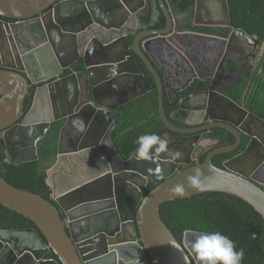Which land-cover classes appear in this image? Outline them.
Listing matches in <instances>:
<instances>
[{
	"label": "water",
	"instance_id": "1",
	"mask_svg": "<svg viewBox=\"0 0 264 264\" xmlns=\"http://www.w3.org/2000/svg\"><path fill=\"white\" fill-rule=\"evenodd\" d=\"M224 2V24L230 29L226 36L196 31L195 27L205 24L199 0L187 13L196 16L189 28L178 26L179 17L169 0H0V139L5 143L6 160L11 164L38 160L39 141L53 122L64 120L56 158L65 153L71 160L74 154L101 150L102 141H107L117 161L105 158L107 170L92 176L81 171L78 159L80 167L69 165V172L58 180L48 170L47 184L56 204L13 186L0 173V203L37 226L0 227L1 264H59L58 260L62 264H201L191 241L206 232L187 231L180 242L164 222L160 207L166 201L205 192L238 196L264 218V182L257 177V169L249 172L241 167L264 157L259 156L264 151L259 134L264 119L252 111L257 83L241 101L231 98L224 88L242 69L239 66L232 75L221 63L229 82L216 87L217 75L200 77L206 87L181 99L180 107L189 110L184 102L201 95L207 105H212L213 98L226 100L239 113L210 117L206 108L201 112L205 124L181 128L166 115V80L149 54L151 40L167 37L170 41L174 35L193 32L221 37L227 46L243 40L237 45L242 53L253 55L259 46L264 53L263 39L231 26ZM163 17L165 27L154 28ZM62 53L73 57L66 60ZM135 54L153 79L141 72ZM77 61L79 67L74 68ZM154 88L164 124L156 135L167 141L166 152H153L148 160L136 159V153L123 159L110 137L116 125L115 110ZM29 96L31 106L25 110ZM197 109L190 112L189 125L195 124L191 119L198 115ZM74 121H82L84 130ZM249 122L254 130L249 129ZM70 127L77 130L75 140L63 151V134ZM215 128L232 134L236 142L217 146L202 162L192 164V142L187 135L198 140L201 131ZM243 134L251 138L244 151L225 160L222 167L216 166L214 156L236 150ZM177 152L181 153L178 158ZM151 180L155 183L150 185ZM145 189L150 190L143 196Z\"/></svg>",
	"mask_w": 264,
	"mask_h": 264
},
{
	"label": "trees",
	"instance_id": "2",
	"mask_svg": "<svg viewBox=\"0 0 264 264\" xmlns=\"http://www.w3.org/2000/svg\"><path fill=\"white\" fill-rule=\"evenodd\" d=\"M176 15L189 13L195 0H169ZM230 24L234 28H241L249 35H258L264 39V0H227ZM10 20V19H8ZM165 18L155 26L163 28ZM189 23L180 28H189ZM196 31L226 36L230 29L223 27H195ZM132 40V38L130 39ZM141 72L152 77L144 62L138 55H134ZM79 65V63H78ZM76 66L78 68L79 66ZM229 70L234 73L238 66L230 61ZM70 72L67 70L65 74ZM161 77L164 73L159 69ZM154 82V80H153ZM207 82L195 80L187 88L175 94L168 92L164 87V108L169 120L181 128H189L187 123L189 111L180 107V101L195 90L203 89ZM245 88V80L240 77L232 82L224 92L231 98L239 101ZM34 88L31 89L33 91ZM32 98H26L25 110L31 106ZM264 114V81L262 82L254 103ZM116 125L111 132V141L123 159L130 158L136 153L139 145L137 139L141 135H152L164 129L159 115V101L157 88L127 101L116 110ZM64 120L51 124L45 136L39 141L37 151L38 160H30L19 164H11L6 160L4 141L0 139V173L13 186L38 193L46 199L52 200V189L47 184V168L55 160L58 137ZM233 142V139L230 140ZM246 145V142L244 143ZM244 146L241 148V150ZM204 154L199 162L205 158ZM233 156V153L219 154L214 157L213 163L222 167V163ZM193 162L192 164H195ZM190 164V165H192ZM183 169V168H180ZM150 189H145V196ZM54 204L56 202L52 200ZM161 216L176 238L183 242L187 231L212 233L219 231L235 242L236 250L244 249V258L241 264H263L264 262V218L242 198L223 192H205L190 197L177 198L164 202L160 207ZM0 226L9 228L33 227L36 224L23 214H20L0 203ZM58 260V257L55 256ZM59 264H62L58 260ZM153 263V262H152Z\"/></svg>",
	"mask_w": 264,
	"mask_h": 264
},
{
	"label": "flooded vegetation",
	"instance_id": "3",
	"mask_svg": "<svg viewBox=\"0 0 264 264\" xmlns=\"http://www.w3.org/2000/svg\"><path fill=\"white\" fill-rule=\"evenodd\" d=\"M207 9L209 10V8ZM203 20L205 24L200 25V27H214L215 23H217V20L215 19L214 15L211 12H207V13L205 12V14H203ZM157 24H155V26ZM177 24L179 27L184 25L182 23L179 24L178 21H177ZM155 26L153 27L155 28ZM234 44H235V41H233L232 43H230L229 46H227L228 44L223 42L222 45L216 47L215 50L211 49V51L207 52L208 53L207 57L204 60L203 74L204 75H211V74L217 75L216 76V87H221V85H226L229 82V79L225 77L226 73H222L221 63L224 64L226 68L228 69V71L230 72L229 63L230 61H234L238 66V70L234 73L230 72V74L232 75L236 74L239 71V66L242 69V74L234 77L230 82L231 83L235 82L240 77L244 78L245 88L243 90V94L240 99L241 101L242 98H246L248 95H250L251 90L253 89V86L255 85V83H257V87L260 88L262 82L264 81V53H263L262 46H259V49H257L253 55L249 51H246V53H242L241 51L237 49V45H234ZM61 56H63V58H67L66 60H68L69 58L73 57V54L65 55V53H62ZM205 56L206 55H204V57ZM225 56H226V61L224 62L223 58ZM77 65H78V61L74 64L73 67L75 68ZM230 85L226 87H229ZM258 91L256 93V96L258 95ZM191 98H198L197 105L194 106V107L197 106L198 109L194 110V112H196L201 118V121H199L200 124L201 123L205 124V121H203L204 116H203V113L201 112L202 111L205 112L206 108L207 109L210 108V110L208 111L210 117H223L228 114L226 113L227 111L231 113L232 117L236 115V113L237 114L239 113V111L235 110L232 105H229L226 100H218L216 98H213L214 101L212 105H207L206 100L201 95H196ZM190 100L185 101L188 106L190 105L188 104L187 101H190ZM255 100H256V97H255ZM255 100L252 105V111L254 112V114L264 119V114L261 111H259L256 107H254ZM241 104L243 105L244 103H241ZM197 125L199 124L197 123V124L191 125V127H196ZM250 125L251 123L249 122V129L252 130L253 128L254 130L255 127L251 128ZM76 133H77V130L72 129L71 127L65 130L63 134V140H62V146H61L63 151H67L68 149H70V147H72L74 140H75ZM200 134H201L200 136L201 138H199L198 140H194L191 138L192 137L191 135L186 134L188 137H190V141L192 142V146L190 150L192 151L191 154H192V157L194 158L193 162L199 161V159L204 154H207L209 151L216 148L217 146L231 145L236 142V138L232 134L228 135L226 132L218 128L213 129L212 132L209 130H203L200 132ZM259 134L264 139V124L260 128ZM1 139L3 140L2 137ZM232 139H233V142H230V140ZM250 139L251 138L249 136L243 134L240 146L236 150L230 152V153H233V156L230 158H233L234 156L242 153L244 149L246 148ZM245 142H246V145H244ZM243 146L244 148L241 150ZM163 152H166V151H163ZM168 153L169 151H167V154ZM56 155L57 153L55 152V160L47 168V171L50 170L52 174H55L56 180L60 179L61 175H64L65 172H69L70 170L69 165L71 164L72 166L76 165L77 159L80 160L81 163L83 164L81 167V171H84V173L88 176L89 175L92 176V174L104 172L105 170H107L106 162L104 161L105 158H112L114 159V162L117 164V161H115V157L107 141H102L101 150L91 149L90 151H86L83 154H74L73 157H71V160H69V158L65 155V153L60 155L61 156L60 159L56 158ZM262 155L264 156V151H261V153L259 154V156H262ZM222 166H223V163H222ZM77 167H80L79 164H77ZM184 167L185 166H180V168H184ZM241 167H243L244 170L249 171V172H251V170L253 169L255 170L257 169L258 170L257 177L262 182H264V157L261 158L260 161L255 159L253 163L246 164L245 166H241ZM153 183H155V181L151 180L149 184L151 185ZM62 215L64 218H66V215L64 214V212H62ZM0 227H5V226H0ZM22 228H29V227H22ZM17 229H21V228H17ZM5 235H8V234L5 233ZM193 253L195 252L193 251Z\"/></svg>",
	"mask_w": 264,
	"mask_h": 264
},
{
	"label": "crops",
	"instance_id": "4",
	"mask_svg": "<svg viewBox=\"0 0 264 264\" xmlns=\"http://www.w3.org/2000/svg\"><path fill=\"white\" fill-rule=\"evenodd\" d=\"M205 12H211L214 15L217 20L214 27L227 28L224 24L226 23V6L224 0H199V13L203 16ZM178 17L179 24L189 23L190 25L194 19L193 17L196 18V16L186 14L179 15ZM221 39V37L207 36L193 32L182 33L178 36L174 35L170 41L167 37L151 40L148 45L149 54L157 66L163 71L168 91L171 94L182 91L195 80L202 81L200 77L207 76L203 74L204 60L207 57V52L221 46L223 43ZM240 42L245 43L243 40H240L239 42L235 41L234 45H238ZM204 55L206 56L204 57ZM197 99H189L190 101L187 102L190 106L186 102L184 103L189 107V113L197 105ZM191 121L197 124L201 121V118L196 115L192 117Z\"/></svg>",
	"mask_w": 264,
	"mask_h": 264
},
{
	"label": "clouds",
	"instance_id": "5",
	"mask_svg": "<svg viewBox=\"0 0 264 264\" xmlns=\"http://www.w3.org/2000/svg\"><path fill=\"white\" fill-rule=\"evenodd\" d=\"M74 124L79 130H84L82 121H74ZM136 142L139 147L135 158L138 160L151 159L153 152H163L167 147V141L155 134L141 135ZM180 155L179 152L175 153L177 158ZM175 191L180 192L181 189ZM191 248L201 264H241L244 258V249L237 251L235 242L219 231L197 235L191 241Z\"/></svg>",
	"mask_w": 264,
	"mask_h": 264
}]
</instances>
